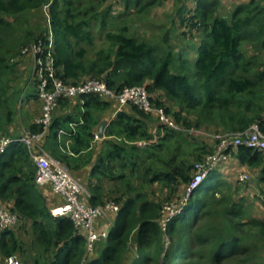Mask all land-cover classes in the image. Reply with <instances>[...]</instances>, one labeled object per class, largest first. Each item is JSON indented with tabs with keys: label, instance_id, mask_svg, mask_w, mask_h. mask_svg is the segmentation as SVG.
Returning a JSON list of instances; mask_svg holds the SVG:
<instances>
[{
	"label": "trees",
	"instance_id": "1",
	"mask_svg": "<svg viewBox=\"0 0 264 264\" xmlns=\"http://www.w3.org/2000/svg\"><path fill=\"white\" fill-rule=\"evenodd\" d=\"M78 1L0 0V140L5 136L15 138L12 127L16 110L12 101L19 93L18 85L23 87L29 81L30 88H24L20 97L41 101L35 66L33 75L28 73L25 80H21L24 72L19 70L29 60H45L48 52L57 79L78 84L99 78L117 92L126 86L145 85L151 103L162 107L181 127H166L156 143L140 147L134 141L153 139L160 133L155 113L130 104L125 106L127 110L111 116L106 128L111 138L105 140L107 149L92 170L98 180H106V190L93 185L88 202L95 206L113 201L118 210L112 215L109 231L89 252L84 232L69 217L52 214L44 192L35 182L36 165L28 146L20 141L8 144L0 154V202L16 214L17 222L29 224L30 240L19 234L17 226L2 230L0 257L17 255L24 264H171V260L185 254L182 246L188 237V221H194L206 205L210 206L209 199L216 200L219 175H225L228 168L212 171L192 191L182 211L168 222L166 234L171 241L163 256L162 209L185 194L195 167L188 160H165L162 152L174 149L170 153L173 156H185L183 125L185 131L192 125L202 131L208 126L217 133L257 123L264 130V2L248 0L223 15L218 12L220 0H195L187 9L177 8L178 20L168 21L159 43H151L138 37L137 30L131 31L129 16L134 14L140 19L162 0H88V12L92 13L88 17L76 6ZM121 2L120 12L109 10ZM45 4H49L45 25L34 26L30 15ZM97 28L102 36L95 33ZM100 38L105 43L98 46ZM181 42L183 48L175 50ZM36 45L41 46L40 51L34 52ZM68 100L58 99L47 131L52 132L51 138L59 147L61 156H56L57 160L72 172L66 155L89 145L94 125L115 101L90 94L83 102L78 101L79 112L60 116L57 112ZM188 116L195 119V125L190 124ZM41 129L35 121L26 128L30 132ZM59 130L65 132L62 144ZM66 140L74 147L66 149ZM212 150L196 156L195 161H201ZM232 156L235 164L232 162L231 169L236 164L239 168L258 169V179L264 182V153L239 146ZM145 158L149 165L143 162ZM238 181L239 176L231 185L233 193ZM157 184L170 190L163 201H155L147 190ZM219 201L224 216L235 217L243 209L233 194ZM251 223L257 227L251 238L264 240V219L253 218ZM152 242L155 247L150 251ZM251 248L222 222L213 246V262L236 256L247 260V264H264L261 253L252 254Z\"/></svg>",
	"mask_w": 264,
	"mask_h": 264
},
{
	"label": "built area",
	"instance_id": "2",
	"mask_svg": "<svg viewBox=\"0 0 264 264\" xmlns=\"http://www.w3.org/2000/svg\"><path fill=\"white\" fill-rule=\"evenodd\" d=\"M49 4L45 5L47 7ZM40 45L34 47L35 51H40ZM52 48V34L49 35V50ZM37 75L40 80L38 93L42 103V113L35 122L42 125L38 132L25 130L15 138L3 137L0 140V154L3 153L11 142L20 141L28 146L31 158L36 165L35 182L40 185H50L52 190L59 194L62 203L51 208L54 216L69 217L75 227L84 232L86 238V249L91 251L94 243L106 235L107 230L98 229V220L115 215L118 205L113 201H106L103 204L92 206L82 199L83 186L72 174L69 167L62 161L52 158L40 145L44 138L48 126L52 121L53 113L57 107L59 98L76 99L80 103L83 98L90 94L114 100L117 113L125 106L133 104L146 112H154L158 118L157 125L160 124V133L153 139L137 140L134 144L144 147L156 141L163 135L164 128L171 127L180 129L170 115L166 114L162 107L154 106L150 101V95L145 85L126 86L120 91H115L108 87L106 82L99 78H89L78 84L65 83L55 76L54 61L48 52L45 60L38 59L35 63ZM73 128V124H70ZM193 129V128H191ZM199 133H203L198 129ZM205 132V131H204ZM65 134L59 130L58 135ZM206 135V134H205ZM215 146L211 153L206 154L201 161L194 164L195 172L188 184L187 192H192L196 187L202 185L215 169L221 167L231 157V152H235L239 146H246L264 153V130L253 123L242 130H231L217 132L214 135ZM69 140H66V144ZM240 180H246L245 173L238 174ZM180 203L165 204L162 209L161 226L166 230L168 222L182 209ZM18 219L16 214L4 208L0 202V233L2 230L14 227ZM0 264H24L17 255L0 257Z\"/></svg>",
	"mask_w": 264,
	"mask_h": 264
},
{
	"label": "rangeland",
	"instance_id": "3",
	"mask_svg": "<svg viewBox=\"0 0 264 264\" xmlns=\"http://www.w3.org/2000/svg\"><path fill=\"white\" fill-rule=\"evenodd\" d=\"M88 0H79L76 2V6L81 9V12L84 14L86 13L87 17L90 16L92 13L88 12ZM108 4V1H106V4ZM46 5V4H45ZM45 5L40 8L39 10L35 11L30 15L31 23L34 26L42 27L45 25V21L47 20V17L49 15L48 13V6L45 7ZM232 6V4H230ZM123 6V5H122ZM151 8V7H150ZM109 10L114 11L115 13H118L122 10L121 6H116L113 9L110 8ZM154 13V12H153ZM147 14V13H146ZM144 14V15H146ZM143 15V16H144ZM130 21H132L131 25V31L137 30L138 37H144L147 41L151 43H159L158 41L161 40L163 36V31L166 27H157L155 24L153 26H141L143 22H141L139 19L136 18V15L130 14L129 16ZM160 25H165V22H158ZM95 33L98 36H102V30L96 29ZM194 41V40H193ZM105 41L100 38L97 41L98 46L100 44L104 45ZM184 42L180 43V47L176 48L175 50H179L180 48H183ZM244 50H246L244 48ZM187 52V51H186ZM186 54V53H185ZM34 66L35 63L32 60L27 61L22 68L19 71L22 74V79L27 76L29 73L30 75H33L34 72ZM18 81V79H16ZM22 94V92H21ZM20 94V96H21ZM38 106V105H37ZM42 103L40 101V109L39 114L36 118H39L42 113ZM34 108V106H33ZM57 111V109H56ZM55 111V112H56ZM188 119H190V124L195 125V119L192 116H188ZM154 124V121L152 122V125ZM182 124V123H181ZM151 125V126H152ZM183 125V124H182ZM180 128L181 126L178 125ZM181 129L184 134H182V137L186 139L185 143H183V146L186 148V153L184 157H177L170 154L174 149H171L169 153L162 152V157L166 160H172L173 162L176 159V163H179L180 160H188V162L192 164H196L198 161H195L196 156H200V154L204 153V151H210L211 149H214L215 146V138L214 135L216 133V130L211 127L204 126L205 130H203V133H199L197 127H192L190 125L187 129L184 130ZM193 128V129H191ZM153 129V128H151ZM186 129V128H185ZM220 130V129H219ZM185 131V132H184ZM205 131V132H204ZM188 134V135H186ZM206 134V135H205ZM117 140H120L117 136L114 137ZM60 143L62 144V141L60 139ZM181 142H178L180 144ZM72 143L69 141L66 144L65 141V147L66 149H69L72 147ZM167 144V142H166ZM54 147L56 148L57 145L54 143ZM213 151V150H212ZM169 154V155H167ZM192 154V155H191ZM209 154V153H208ZM71 155V154H70ZM69 154H67V157H71ZM143 155V154H142ZM173 156V157H172ZM52 157V156H51ZM53 158V157H52ZM233 158L230 157L228 161H226L224 164L221 165L223 169H227L228 171H224L225 175L223 173H220L219 179L221 180L217 189L214 191V195L216 197L215 201L208 200V203L211 202L210 206L206 205L205 211H200L198 216L195 217V220L192 221L191 219L188 221L187 228L185 230L186 235L188 236L185 242L182 246L183 251L185 252L184 255L178 256L175 259L171 260V264H247V260H242V257H231V258H225L220 263H214L213 259V246L215 242V238L217 235V229L219 227H222V222L225 224V228L237 236L241 238L242 240L246 241L248 245H250L251 252L254 254V252H260L261 256L264 257V240L251 238L250 235H254L256 233L257 227L253 226L251 223V219L253 218H262L264 219V182L261 180H258L259 172L258 169H249L244 168L239 173H245L247 175L246 180H240L238 183L236 182L237 190L235 193L232 192L233 188H231V185L233 186V181L235 180V177L238 176V174L235 173L230 167L232 164ZM143 162L145 165H147L148 159H143ZM155 163V161L153 162ZM149 165V164H148ZM147 190L151 191L152 195L151 197H154L155 201H159L158 199H161L162 201L167 197V193L170 192V190L167 187H162L159 184L155 185V187L148 186ZM187 192V191H186ZM183 194V196L179 197L176 203H180L181 206L180 209H183L186 204L188 203L189 197L191 196L192 192ZM233 194L235 199L240 200L241 204L243 205V209L240 211V213L235 216H224L221 214V204L219 199H222L226 196H231ZM165 197V198H164ZM167 201V200H165ZM164 201V202H165ZM219 201V202H217ZM207 203V204H208ZM111 218L109 217V220ZM18 225V229L20 226H23L26 224L16 223L15 227ZM167 230V228H166ZM166 230H162V240H163V246H162V255L164 256L166 250L170 246V238L166 234ZM20 235L24 236L26 240H30V234L28 233V230H20L18 231ZM203 241V242H201ZM245 243V242H244ZM95 245V244H94ZM155 245L152 242L150 244V251L154 249ZM252 256V255H251ZM251 259V258H250Z\"/></svg>",
	"mask_w": 264,
	"mask_h": 264
},
{
	"label": "crops",
	"instance_id": "4",
	"mask_svg": "<svg viewBox=\"0 0 264 264\" xmlns=\"http://www.w3.org/2000/svg\"><path fill=\"white\" fill-rule=\"evenodd\" d=\"M246 1L248 0H220L218 12L223 15H228V13L235 6ZM194 3L195 0H162V2H160L159 5L149 8L148 14L144 16L141 15L140 19L139 18L137 19H139L142 22L144 21L142 24H140L141 26H153L155 24L157 27L158 26L163 27L164 25H160L158 24V22H165V25L171 19H173L172 21L176 22L178 20L177 18L178 15L176 14L177 8L186 7L187 9L191 7ZM230 4H232V6ZM117 5L123 8L122 2L118 3ZM25 77L23 78V80H25ZM26 87L28 89L30 88L29 81L27 82V85L23 84V87L21 85H18L17 89L19 90L18 91L19 93L18 95L17 94L15 95L12 101L14 108L16 110V120L12 127V133L14 134V137L21 135L26 130V128H29V126L33 123V121H35L36 117L39 114L38 112L40 109V102L38 100L36 101L33 99H22V97H20V92H22L24 88L26 89ZM125 108L126 107H124L123 110H127ZM115 109H116V104L113 102L111 108H109V110H106L101 114L98 123H96V125H94L93 127L94 137L88 146L86 147L81 146L80 148H78L79 149L78 151L75 152L73 151V153L68 152L69 155L71 154L70 155L71 157H69L68 160L72 167V173L83 186V192L81 197L87 204H89L88 200L91 194L90 188L93 187V185H99L102 187V189H104V191L106 190V185H105V183L107 184L106 180L105 179L98 180L99 176L97 174L92 175V170L94 165L97 163V160L100 157V155L104 154V151L107 149V143L105 142V140L111 138V136L106 135V128L111 116H114ZM79 110H81V107L78 104V101L76 99H70L68 100V104L64 108L58 110L57 114H59L60 116H64L66 114H75L79 112ZM102 120H106L107 124L104 127L102 136L98 137L97 133ZM150 131L152 132V134L155 133L153 126L150 127ZM48 133L49 131H47L44 136L46 138V135H48L44 141L45 143L43 142L44 147L42 145L43 139H41L40 145L50 156H52L54 159H57L56 156H61L59 147L58 146L56 148L54 147V141L51 138L52 132L49 134ZM58 138L61 139L62 135L59 136ZM72 146L74 147V145ZM231 158H233L231 160L235 164V158L233 156ZM243 169L244 168H239L236 164L234 165L232 170L238 173ZM40 187L44 192V195L47 198V202L51 206V208L56 207L62 203L61 196L57 194L55 191H53L50 185H43ZM109 217L111 218L110 220ZM109 217L101 218L98 220V229L100 230L109 229L112 222V216ZM17 230H30L29 224L27 223L26 226L25 225L20 226V228ZM100 242L101 239L99 238L96 244Z\"/></svg>",
	"mask_w": 264,
	"mask_h": 264
},
{
	"label": "water",
	"instance_id": "5",
	"mask_svg": "<svg viewBox=\"0 0 264 264\" xmlns=\"http://www.w3.org/2000/svg\"><path fill=\"white\" fill-rule=\"evenodd\" d=\"M107 124V121L106 120H102L101 123H100V126H99V130H98V133H97V136L98 137H101L102 134H103V130H104V127L106 126ZM109 231V229L107 230V232Z\"/></svg>",
	"mask_w": 264,
	"mask_h": 264
}]
</instances>
